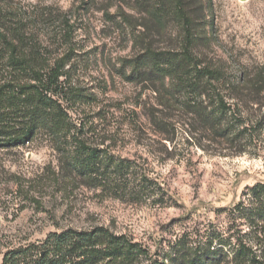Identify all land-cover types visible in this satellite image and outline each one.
<instances>
[{"label": "rangeland", "instance_id": "rangeland-1", "mask_svg": "<svg viewBox=\"0 0 264 264\" xmlns=\"http://www.w3.org/2000/svg\"><path fill=\"white\" fill-rule=\"evenodd\" d=\"M188 1V12L191 5L198 10L192 23L200 60L231 80L261 72L264 0ZM157 2L0 0L11 41L34 54L40 69L61 67L62 105L81 138L133 169L129 188L147 179L138 195L106 192L64 178L47 136L2 146L0 264L9 251L50 233L97 227L138 244L142 253L129 264H236L243 245L264 263V213L250 192L264 182V127L256 126L264 106L238 104L247 130L236 145L208 141L182 111L158 113L169 118V134H159L152 82L137 74L144 54L138 37L145 32L155 51L180 55L184 21L171 15L163 36L145 31L140 24L154 23L149 11ZM10 51L0 40V80L15 76Z\"/></svg>", "mask_w": 264, "mask_h": 264}, {"label": "trees", "instance_id": "trees-1", "mask_svg": "<svg viewBox=\"0 0 264 264\" xmlns=\"http://www.w3.org/2000/svg\"><path fill=\"white\" fill-rule=\"evenodd\" d=\"M158 1L149 11L154 23H142L140 27L163 36L170 26L166 22L171 15L184 23L179 24L183 31L180 55L155 51L153 44L145 43L148 39L145 32L138 37L144 54L137 74L141 83L152 82L148 89L156 94L160 107L153 115L157 132L169 134V118L158 113L182 111L208 141L241 143L246 139L247 122L241 119L238 104L258 105L260 109L264 106V68L256 75L243 73L228 79L220 67L205 63L194 52L196 33L192 18L198 15L197 8L191 5L188 12V0H168V6L166 0ZM2 23L0 12V40L11 49L8 65L16 77L10 75L0 80V148L23 147L40 136H47L60 155L64 178L106 192L138 195L140 191L136 188L145 185L147 179L142 177L136 182L137 187L129 188L134 183L130 179L133 169L121 162L115 163L108 153L91 147L81 138L82 131L62 105L61 67L40 69L35 55L24 52L2 31L5 30ZM20 74L26 76L25 81L19 78ZM256 126L264 127V115ZM165 140L173 139L166 137ZM250 192L259 204L258 212L264 213V182L255 184ZM245 248L239 247L236 264H264L251 257ZM141 253L137 243L104 227L68 229L50 233L39 244L9 251L3 264H129Z\"/></svg>", "mask_w": 264, "mask_h": 264}]
</instances>
